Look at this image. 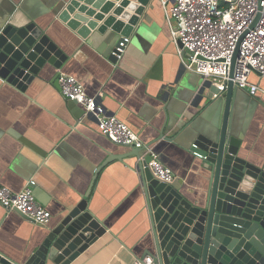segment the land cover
Returning a JSON list of instances; mask_svg holds the SVG:
<instances>
[{
  "label": "crops",
  "instance_id": "0c3cea01",
  "mask_svg": "<svg viewBox=\"0 0 264 264\" xmlns=\"http://www.w3.org/2000/svg\"><path fill=\"white\" fill-rule=\"evenodd\" d=\"M24 1L25 10L38 17V27L67 58L60 69L42 68L24 91L0 78V184L18 193L33 180L35 201L51 214L47 225H35L0 205V253L25 263L48 231L87 196L90 212L106 232L70 264H144L146 257H153L137 158L130 155L133 148L102 136L94 119L82 114L81 105L60 96L56 77L75 78L87 96L96 97L109 115L152 147L172 171V183L192 200L204 197L207 189L203 162L190 152L194 139H168L185 117L208 122L212 112L205 110L208 101L199 100L169 118L164 96L170 99L182 90L190 100L197 89L207 95L208 86L184 69L160 0H151L145 8L142 35L129 40L116 65L97 43L84 41L47 13L42 0H0V19ZM26 18L17 11L14 21ZM254 81L264 87V78ZM238 93L234 122L241 135L239 156L264 172V95Z\"/></svg>",
  "mask_w": 264,
  "mask_h": 264
},
{
  "label": "water",
  "instance_id": "95a60500",
  "mask_svg": "<svg viewBox=\"0 0 264 264\" xmlns=\"http://www.w3.org/2000/svg\"><path fill=\"white\" fill-rule=\"evenodd\" d=\"M150 1L42 0L47 13L84 41L97 43L98 50L114 65L123 57L124 39L135 41L142 35V16ZM24 4L0 19V78L21 91L46 65L60 69L67 58ZM17 11L27 18L14 21ZM120 43H124L122 53L116 50ZM178 47L182 45L178 43ZM207 90L203 95L204 91L197 89L190 100L182 90L170 99L168 94L164 96L169 102L165 109L169 118L180 116L186 104L208 101L205 110L212 112L208 122L197 120V116L185 117L184 124L168 139H194L196 148L191 146L190 152L202 156L205 196L192 200L180 186L157 180L145 167L148 157L137 165L148 217L149 252L153 264H264V172L239 156L241 135L234 120L240 91L231 82L224 92L218 93L212 85ZM213 94L218 95L214 98ZM133 149L130 155L138 159L141 150ZM105 232L85 196L48 231L23 264H70ZM0 264L21 263L0 253Z\"/></svg>",
  "mask_w": 264,
  "mask_h": 264
},
{
  "label": "built area",
  "instance_id": "2783aa9c",
  "mask_svg": "<svg viewBox=\"0 0 264 264\" xmlns=\"http://www.w3.org/2000/svg\"><path fill=\"white\" fill-rule=\"evenodd\" d=\"M160 3L170 28L171 42L177 47L185 70L200 76L205 85L215 86L218 93L224 92L231 82L251 97L264 95V87L254 81V78H264V0H160ZM124 41L129 42L126 38ZM119 45L116 50L122 53L124 43ZM56 79L60 96L81 105L84 115L94 119L102 136L115 145L141 150L137 165L148 157L145 167L157 180L173 181L172 171L159 161L153 148L144 145L125 123L109 115L96 97L87 96L75 78L59 74ZM191 154L202 158L196 151ZM34 186L35 182L29 180L22 191L13 193L0 184V205L32 224L45 226L51 214L35 201ZM143 261L153 264L150 257Z\"/></svg>",
  "mask_w": 264,
  "mask_h": 264
},
{
  "label": "rangeland",
  "instance_id": "374dc122",
  "mask_svg": "<svg viewBox=\"0 0 264 264\" xmlns=\"http://www.w3.org/2000/svg\"><path fill=\"white\" fill-rule=\"evenodd\" d=\"M240 92H242V90H239Z\"/></svg>",
  "mask_w": 264,
  "mask_h": 264
}]
</instances>
